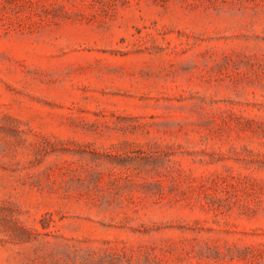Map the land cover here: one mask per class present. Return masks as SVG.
Returning <instances> with one entry per match:
<instances>
[{"label": "rangeland", "instance_id": "rangeland-1", "mask_svg": "<svg viewBox=\"0 0 264 264\" xmlns=\"http://www.w3.org/2000/svg\"><path fill=\"white\" fill-rule=\"evenodd\" d=\"M0 264H264V0H0Z\"/></svg>", "mask_w": 264, "mask_h": 264}]
</instances>
